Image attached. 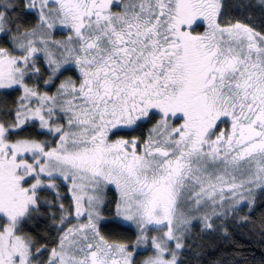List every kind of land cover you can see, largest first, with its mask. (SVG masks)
I'll return each instance as SVG.
<instances>
[{"label": "snow or ice", "instance_id": "obj_1", "mask_svg": "<svg viewBox=\"0 0 264 264\" xmlns=\"http://www.w3.org/2000/svg\"><path fill=\"white\" fill-rule=\"evenodd\" d=\"M243 227L264 0H0V264H239Z\"/></svg>", "mask_w": 264, "mask_h": 264}, {"label": "trees", "instance_id": "obj_2", "mask_svg": "<svg viewBox=\"0 0 264 264\" xmlns=\"http://www.w3.org/2000/svg\"><path fill=\"white\" fill-rule=\"evenodd\" d=\"M254 2H258V0H254ZM259 217V212L257 213V218ZM235 240V243L237 245V251L240 250V248L244 249L243 256L244 260L239 261V264H244L245 260L250 261L253 257L256 258L258 261L262 254H264V245H261L259 242V232H256V235L253 236L251 232L248 231L247 227L240 228L238 230V235H235L233 237ZM220 242L217 241L215 244L212 245V250L205 249V253L208 257V259L215 258L213 253L215 252V247ZM230 243V241H224V245L222 246V251L230 252L232 251L231 248L227 247V244ZM220 253L216 252L215 255H219ZM186 257L188 259H192V257L189 254H186ZM202 264H207V261H203Z\"/></svg>", "mask_w": 264, "mask_h": 264}]
</instances>
